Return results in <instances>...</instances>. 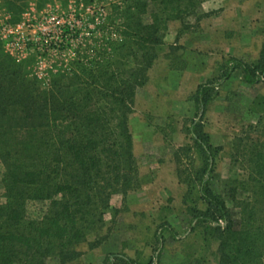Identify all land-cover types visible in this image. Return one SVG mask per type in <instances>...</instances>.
<instances>
[{
  "label": "trees",
  "instance_id": "obj_1",
  "mask_svg": "<svg viewBox=\"0 0 264 264\" xmlns=\"http://www.w3.org/2000/svg\"><path fill=\"white\" fill-rule=\"evenodd\" d=\"M2 1L18 23L36 0ZM206 1L121 0L112 6L120 22L117 37H108L104 52L44 78L0 42V264H48L52 258L77 264L84 255L79 245L88 242L94 250L108 240L89 238L104 230L110 211L119 212L112 206L115 196L126 198L142 187L131 132L139 90L160 57L169 24L198 15ZM236 71L246 86L264 81V40L256 60L229 58L217 78L197 87L191 96L197 117L186 129L192 144L178 148L175 161L186 187L190 231L202 234L206 246L218 242V264H264V97L252 102L256 123L234 139L233 164L242 171L228 183L231 206L213 188L224 148L213 144L205 118ZM29 202L49 206L40 219H31ZM165 232L180 239L164 221L155 234L159 251ZM103 264L144 263L118 252Z\"/></svg>",
  "mask_w": 264,
  "mask_h": 264
},
{
  "label": "rangeland",
  "instance_id": "obj_2",
  "mask_svg": "<svg viewBox=\"0 0 264 264\" xmlns=\"http://www.w3.org/2000/svg\"><path fill=\"white\" fill-rule=\"evenodd\" d=\"M120 3L121 0H95L90 4L82 0L31 2L18 23L35 22L54 12L76 22V38L62 52L41 54L30 49L24 57H13L28 61L32 74L43 78L69 68L79 59H97L104 52L108 37H117L116 26L120 22L113 18L112 6ZM153 10L151 6L146 21H150ZM7 20L13 23L0 0V23ZM263 40L264 0H208L198 15L169 24L160 57L149 71L148 83L139 90L131 118L142 187L126 198H113L112 206L119 212L115 215L110 211L104 230L89 238L91 241L108 235V240L94 250L89 249L88 242L79 245L84 255L77 264H103L106 255L118 252L144 264H191L196 259L203 264H218V242L206 246L202 234L190 231L183 205L186 187L178 178L175 152L192 144L186 129L197 117L191 99L197 87L217 78L220 66L229 58L256 60ZM219 92L205 122L213 144L224 148L213 188L231 206L228 183L242 171L233 164L234 139L249 124L256 123L259 113L251 111L252 102L258 95L264 97V81L246 86L240 71H236ZM2 172L0 162V179ZM3 202L0 197V204ZM48 206L49 202H29L28 217L40 219ZM164 221L173 226L180 239L175 241L165 232V246L159 251L162 245L155 234ZM48 264L58 263L52 258Z\"/></svg>",
  "mask_w": 264,
  "mask_h": 264
},
{
  "label": "built area",
  "instance_id": "obj_3",
  "mask_svg": "<svg viewBox=\"0 0 264 264\" xmlns=\"http://www.w3.org/2000/svg\"><path fill=\"white\" fill-rule=\"evenodd\" d=\"M76 28L73 20L50 12L28 24H13L8 20L1 22L0 41L12 56L24 57L30 49L41 54L62 52L76 38Z\"/></svg>",
  "mask_w": 264,
  "mask_h": 264
}]
</instances>
